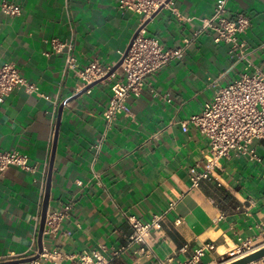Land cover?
I'll return each mask as SVG.
<instances>
[{
    "label": "crops",
    "instance_id": "crops-1",
    "mask_svg": "<svg viewBox=\"0 0 264 264\" xmlns=\"http://www.w3.org/2000/svg\"><path fill=\"white\" fill-rule=\"evenodd\" d=\"M1 1L0 62H16L37 92L17 88L0 101V149H18L33 167L0 172V256L58 248L71 255L63 264H77L85 251L111 257L124 246L110 264H162L170 257L180 264L207 242L216 248L205 252L204 262L240 243L264 241V139L254 143L261 162L232 153L199 186L190 178L197 162L204 168L209 139L192 124L185 130L183 121L246 67L230 56L228 43L216 42L211 32L200 35L183 58L147 77L141 95L128 99L131 114L119 115L104 134L111 86L124 74L117 65L142 16L122 9L119 0H14L23 10L11 16ZM219 1L175 0V9L146 22L148 34L178 46ZM227 7L231 15L250 17L243 38L264 70V0H228ZM53 39L73 45L78 69L67 68V51L55 50ZM94 60L112 70L86 85L77 70ZM49 176L48 212L71 209L56 233L44 229L41 236V190ZM156 214L164 215L161 228L145 253L130 241L128 216Z\"/></svg>",
    "mask_w": 264,
    "mask_h": 264
},
{
    "label": "built area",
    "instance_id": "built-area-1",
    "mask_svg": "<svg viewBox=\"0 0 264 264\" xmlns=\"http://www.w3.org/2000/svg\"><path fill=\"white\" fill-rule=\"evenodd\" d=\"M227 2L228 0H220L210 14L198 18L200 27L192 35L184 37L181 44L166 47L159 38L148 34L146 22L164 8L175 9V0H119V6L122 9L140 14L143 21L122 53L121 66L124 74L111 86L112 94L103 111L106 126L104 134L112 127L119 115L131 114L128 99L132 95H141L147 77L174 59L183 58L188 47L200 35L206 32L213 33L216 42H226L230 45V56L235 61L245 62V70L239 77L220 86L201 111L191 114L187 120L183 121L185 130L192 124L209 139L204 168H201L200 162L190 168L193 187L199 186L202 180L210 178L213 170L232 153L244 155L253 161L263 160L254 143L256 140L264 139V70L254 65L251 49L243 38V33L251 25L250 17L243 12L231 15ZM1 9L11 16L20 15L23 10L22 5L14 0H2ZM195 18L185 19L193 21ZM53 46L58 51L66 49L68 69H78L73 45L53 39ZM111 70L112 67H103L98 60H94L77 72L87 85L105 79L110 75ZM23 87L29 92H37V86L26 78L16 62H0V101H4L15 89ZM56 113L57 106L53 115L55 116ZM11 165L33 168L28 157L18 149H0V172H4ZM41 193L44 197L45 185ZM174 204L175 202H171L170 208H173ZM70 209L71 205H66L63 210L48 212L45 231L56 233ZM163 216V214H156L150 220H143L137 215H129L128 218L133 227L130 241L141 243V250L149 253L155 242L154 230L161 228ZM215 248L214 242H207L197 250L190 261L180 264H221L222 262L202 260L205 252ZM255 248L257 247L252 242L247 241L236 245L231 254L242 256ZM123 249L124 246L113 249L111 257L98 249L93 253L85 251L79 255L77 264H110L112 258L120 255ZM70 256L58 248H36L25 253L0 256V264H20L21 261H26V264H63V261ZM172 259L170 257L168 261H162V264H171ZM258 261L249 264H255Z\"/></svg>",
    "mask_w": 264,
    "mask_h": 264
},
{
    "label": "water",
    "instance_id": "water-1",
    "mask_svg": "<svg viewBox=\"0 0 264 264\" xmlns=\"http://www.w3.org/2000/svg\"><path fill=\"white\" fill-rule=\"evenodd\" d=\"M122 63V59L121 61L118 63L117 67L120 66ZM87 89V88H86ZM85 89V90H86ZM70 99L64 101L61 106H60V111L59 114H61L62 112V108L64 106V104L66 102H68ZM59 122L57 123V127H56V138L55 140H57V133L59 130ZM50 185H51V180H50V176H49V180L47 183V189H46V195H45V200H44V207H43V213H42V220H41V233L40 235L42 236L44 228H45V224H46V218H47V214H48V206H49V199H50ZM264 258V244L258 246L257 248H255L254 250L248 252L247 254H244L242 256H237L234 257L232 259H229L225 262H222L221 264H249L251 262L257 261Z\"/></svg>",
    "mask_w": 264,
    "mask_h": 264
},
{
    "label": "rangeland",
    "instance_id": "rangeland-1",
    "mask_svg": "<svg viewBox=\"0 0 264 264\" xmlns=\"http://www.w3.org/2000/svg\"><path fill=\"white\" fill-rule=\"evenodd\" d=\"M263 243H264V241L263 242H258V243L257 242L256 243L254 242L253 244H254L255 247H258V246H260ZM232 250L230 252H228L227 254H225L222 258L216 260L215 262L216 263H221V262H225V261H227L229 259H232V258L236 257L237 256L236 254H231Z\"/></svg>",
    "mask_w": 264,
    "mask_h": 264
}]
</instances>
